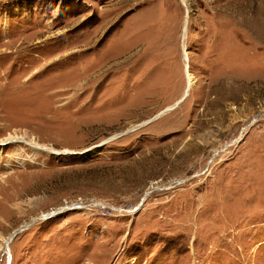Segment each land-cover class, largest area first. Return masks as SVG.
<instances>
[{"label": "rangeland", "instance_id": "rangeland-1", "mask_svg": "<svg viewBox=\"0 0 264 264\" xmlns=\"http://www.w3.org/2000/svg\"><path fill=\"white\" fill-rule=\"evenodd\" d=\"M185 1L0 0V264H264V0Z\"/></svg>", "mask_w": 264, "mask_h": 264}, {"label": "bare ground", "instance_id": "bare-ground-1", "mask_svg": "<svg viewBox=\"0 0 264 264\" xmlns=\"http://www.w3.org/2000/svg\"><path fill=\"white\" fill-rule=\"evenodd\" d=\"M184 1V3H185V5L188 7V4H187V2L185 1V0H183ZM188 9V8H187ZM185 30H186V28H184V33H185ZM185 48V47H184ZM184 56H185V60H186V51L184 50ZM185 68H186V75L188 76V85H187V87H188V89H189V87H190V85L193 83V78H192V76L189 74V72L187 71V69H188V64H187V61L185 62ZM87 72H85V70H84V72H82V75H85ZM93 79V78H92ZM187 89V90H188ZM185 93H187V92H185ZM12 136L13 135H11L10 134V136H8V137H6V139L7 138H12ZM14 138V137H13ZM29 142H31V143H33V144H38V142H36V141H34V140H29ZM6 143V141L5 140H0V146H3L4 144ZM35 146V145H34ZM42 148V147H41ZM17 233V232H16ZM16 233H14V235L16 234ZM13 235V236H14ZM13 236H10L7 240H8V243H10L12 240H13ZM7 243V242H6ZM6 243H5V247H6V250H7V248L9 249V244H7L6 245ZM8 246V247H7ZM8 253H9V251H8ZM10 254V253H9ZM8 261H9V264H11V262H12V259H11V257H10V255H9V258H8ZM7 261V262H8Z\"/></svg>", "mask_w": 264, "mask_h": 264}, {"label": "water", "instance_id": "water-1", "mask_svg": "<svg viewBox=\"0 0 264 264\" xmlns=\"http://www.w3.org/2000/svg\"><path fill=\"white\" fill-rule=\"evenodd\" d=\"M185 94H186V93H184L183 96H184ZM183 96L179 99V101H181V99L183 98ZM179 101H178V102H179ZM178 102H176V103H178ZM176 103H175V105H176ZM162 112H163V111H162ZM162 112H160L159 114H161ZM7 243H8V242H7ZM7 261H8V259H7ZM7 261H6V264H9V261H8V262H7Z\"/></svg>", "mask_w": 264, "mask_h": 264}]
</instances>
